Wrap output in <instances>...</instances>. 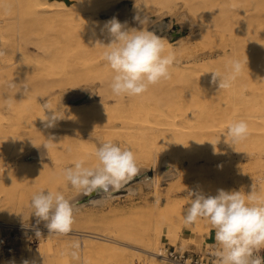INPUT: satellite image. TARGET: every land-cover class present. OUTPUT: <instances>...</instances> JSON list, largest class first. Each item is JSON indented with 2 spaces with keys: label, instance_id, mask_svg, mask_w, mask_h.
Wrapping results in <instances>:
<instances>
[{
  "label": "bare ground",
  "instance_id": "1",
  "mask_svg": "<svg viewBox=\"0 0 264 264\" xmlns=\"http://www.w3.org/2000/svg\"><path fill=\"white\" fill-rule=\"evenodd\" d=\"M175 1L135 0L132 12L141 19L154 7L171 9ZM125 2L0 0V145L4 156L0 161L7 156L19 158L18 163H8L0 175V222L9 223L5 216L14 203L20 210L31 208L24 209L30 205L23 202L24 189L16 200L10 198L8 178L39 180V191H59L66 196L69 184L62 170L77 159L95 165L96 145L111 141L130 148L140 170L152 166L150 185L154 195L159 194L164 177L176 174L163 191L166 203L157 199L156 204L147 203L123 218L120 209H112L111 216L77 212L76 228L81 227L79 222L92 227L84 224L83 232L74 231L81 239L75 237L68 244L58 245L55 253L67 252L78 242L91 255H107L106 261L116 257L122 264H135L136 256L144 260L142 264H160L158 245L162 236L175 244L185 227V236L198 244L204 233L215 232L204 220L184 222L190 193L201 191L215 196L219 189L242 192L241 180L234 177L238 169L246 167L241 166L243 159H254L247 163H252L248 167L254 175L253 183L249 178L246 186L240 183L251 189L260 180L264 188V0H183L207 31L208 49L202 53L180 48L145 24L135 25L112 12L113 6ZM142 10L146 13L139 14ZM113 18L125 30L145 28L164 40L166 50L175 56L170 79L139 96L113 95L110 82L114 72L102 57L111 42L106 24ZM230 58L248 63L230 89L219 90V78L213 84L212 74L207 72L225 74ZM89 90L86 100L76 101ZM45 103L61 117L54 127H46L47 122L41 120ZM45 115L50 117L52 110H45ZM239 120L248 124L247 139L234 145L226 143L228 126ZM167 162L178 171L164 172L161 168ZM222 164L229 171L223 168L226 172H221ZM176 192L182 194L172 196ZM112 194L101 191L100 198ZM77 197L69 198L73 206L78 204ZM24 225L27 229L36 227L34 222ZM102 225L111 226L107 234L93 229L99 230ZM56 235H45L25 259L34 264L48 262ZM119 262L114 260V264Z\"/></svg>",
  "mask_w": 264,
  "mask_h": 264
},
{
  "label": "clouds",
  "instance_id": "2",
  "mask_svg": "<svg viewBox=\"0 0 264 264\" xmlns=\"http://www.w3.org/2000/svg\"><path fill=\"white\" fill-rule=\"evenodd\" d=\"M106 28L111 42L105 46L102 57L114 72L110 82L114 96H139L149 87L171 78L170 68L175 56L166 50L161 37L145 28L125 30L116 18L108 21ZM247 63V60L230 58L225 66V74L215 70L207 73L212 74L213 84L219 78V90H228ZM27 91L25 86L24 92ZM42 108L44 117L41 120L47 122L46 127H54L61 117L48 103ZM45 110H52V115H45ZM248 135L247 122L239 120L228 126L225 142L234 145L246 140ZM45 146L48 149V145ZM94 156L98 162L93 166H89L85 159H77L71 167L62 170L64 180L77 190L78 195H91L98 190L105 194L119 191L140 172L141 167L134 152L111 141H100L99 146L95 147ZM147 181L145 179L143 182ZM190 196L192 198L185 210L184 222L192 224L204 220L215 231L216 264H264V256L260 255L264 250V195L256 193L254 184L247 195L241 191L219 189L215 196L205 195L201 191H193ZM30 207L38 218L37 223L46 222L50 234L67 235L72 231L73 200L63 193L41 190L33 194ZM36 235L39 237L40 232L37 231ZM79 247L78 242L72 245L70 256L74 261L80 259ZM23 264L29 262L25 260Z\"/></svg>",
  "mask_w": 264,
  "mask_h": 264
},
{
  "label": "rangeland",
  "instance_id": "3",
  "mask_svg": "<svg viewBox=\"0 0 264 264\" xmlns=\"http://www.w3.org/2000/svg\"><path fill=\"white\" fill-rule=\"evenodd\" d=\"M126 1H130L132 3V7H133L135 0H126ZM131 12H132V8H131ZM132 13L134 15L137 14L135 12H132ZM140 13H146V11L142 10L141 12H139V14ZM151 16L154 17V21L162 19L164 17H167L168 18V28H173V26H177V28L172 29L174 32H173V35L171 37L167 36L166 34H159V35L166 36L168 39H170L172 42H174V44L176 46H178L180 48H186L187 50H195V52L198 51L197 53H202L203 51H205V52L207 51V49H208V48H206V46L208 45L207 31L204 28L201 20L196 18L192 14V12L185 5L183 0H176L171 9H166L164 11H160L158 8L154 7V11L147 12L145 14V16L140 19V24H138V25L145 24V27L148 29V26H149L148 25V17H151ZM144 20H146L147 22L141 23V21H144ZM135 25H137V24H135ZM205 32H206V34H205ZM219 55H220V57H222L223 53L220 52ZM90 94H91V91L89 90L86 93H84L83 95L79 96L76 101L77 102L84 101L87 99V97H89ZM44 100H46V99L44 98ZM0 148H1V151H0V160H1V158L4 157L2 154V151H3L2 145H0ZM7 158H8V156L4 159L5 161H0V175H1L2 171L4 170V167L6 165H8V163L9 164L10 163H14V164L18 163V159H19L18 157L9 156V158L8 159ZM263 158H264V156H263ZM243 160H244L243 161L244 163L241 166H243L245 164V166L247 168L246 167L244 169L242 168V170L238 169L236 174H235L237 177H234V179L239 178V181L241 180L240 181L241 183L244 182L243 185L246 186L247 185L246 183H248L249 179H250L249 182L253 183V175H254V174H252L253 170H251L252 167L251 168L248 167V166L252 165V163L249 165H247V163L250 162L251 160H252L251 162H253L254 159H251V160L243 159ZM245 160H247V161H245ZM224 166L222 164V168L220 169V171L226 172L225 171L226 169L229 171V169L226 166L225 167ZM142 167L143 168L140 170L137 177H135L134 180L130 182V184L125 185L119 191H116L114 194H112L110 196H104V197L100 198V196H93L92 194L91 195H82L80 198V202L78 204H76L75 206H73L74 207V217L77 215V212L87 214L88 211H92L95 215H99L97 213L100 212L101 215H104V213H105V216H106V214H109L107 216H111V213H109L110 211L111 212L113 210L117 211V209L119 211V209H120L121 214H123L121 216V218H123V217H126L128 215L129 211H132L133 209L140 208L147 203H150V204L155 203L156 204L157 199H159L161 204L162 203L165 204L166 203V197H165V192H163V191H165V188L167 187L168 181L170 179L171 180L174 179L176 177V174L173 176L164 177L161 180L159 194L154 195V191L150 185V179L152 178V175H153L152 166L148 165V166H142ZM161 169L164 172H169V171L175 172L176 170L178 171V169H172L170 167L169 162L164 164V166ZM254 169L257 170V172L259 170L257 168H254ZM8 179H10V182H11V184L9 185V187H10V198L11 199L16 200L19 197L20 192L22 193V191L24 189L23 194H26V195H24L25 199L23 200V202L24 203L27 202V204H30L29 202H30L33 194L39 192V186H40L39 180H34V179L19 180L17 177H13V176H11ZM13 179H14V181H13ZM145 179L148 180L146 183L143 182ZM246 179H247V181H246ZM231 180L232 179H230V181ZM261 180L264 181V174H263V177ZM230 181L228 180V182H230ZM240 182H239V184L241 185V187L243 189L242 190L243 193L244 192L248 193L251 191V189H249L248 187L247 188L244 187ZM262 183L263 182H261L260 180L257 181L256 183L254 182V184L256 185L255 191L257 194H260V195H262V193L264 194V188H262V186H261ZM68 189H69V193L65 196L66 198H71V197L78 194L77 190L73 189L70 185L68 186ZM133 192L135 193L134 195L131 194ZM178 193L180 195L182 194L181 192H178ZM178 193L176 192V194L174 193V194H172V196H179ZM93 201H98V202L94 203ZM27 207L29 208L30 205H27L26 207L24 206V209H27ZM32 211H33L32 208H29V210L28 209L27 210H20V209H18V205L14 203L11 207V212L6 214L5 220H8V222H10V223L12 222V223L20 224V226H22V229L19 232V235L22 238V240H21L22 245H21V248L15 254L9 255L6 257H0V263L5 262L7 260H15L14 264H23V262L26 260L25 258L27 256V254L29 253V251H31V252H32V250L34 251V249H35V247H37L38 243L43 241L44 236L49 233L48 229L45 226L46 222L41 221V222L37 223L38 218L35 217V215L32 213ZM101 211L103 212V214ZM140 221L141 220H139V222ZM32 222L36 223V227L34 229L25 228L24 223L29 224ZM79 223L81 224V227L84 224L86 226H88V228H89V226L92 227V225H93V224L90 225V223L86 224L85 222L84 223L79 222ZM123 223L125 224V222H123ZM145 223H143V224H145ZM96 225H97V223H96ZM98 226H99V224H98ZM76 227H77L76 225L72 226L73 232L71 231L67 235H60V236L56 235V237H55L56 240L54 239V241L57 244L55 242H52V250L54 249L52 251L53 253L48 258V262H45L43 264H84V263L85 264H101L100 259L101 260L104 259L102 261V264H114V260L116 263L120 261L116 257H115L116 259L114 257L113 258L109 257L112 260L109 259V261H106L105 258H107L106 257L107 255H103V254L100 255L99 254L100 252H92V255H91V252L85 250L82 245H80V248L78 250L79 251V257L81 258V259H79V261L72 260L70 253H69L70 251H72L71 246H69L70 248L68 247L69 252L67 251L64 253H59V255H58V253H55V247H57L58 245L64 244L65 242L68 244L71 241V239L73 240L75 237H78V240L81 239V238H79L80 237L79 235L74 233V231L79 232L81 230V227H80V225H78V228H76ZM77 229H79V230H77ZM93 229H95L97 232L103 231L104 234H107L108 233L107 231H109V229H111V226L110 225H102V227H98L99 230H97V227L93 226ZM37 231L40 232L39 237L36 235ZM92 231H94V230H92ZM80 232H83V231L81 230ZM179 235L180 236H178V239H177L175 244H181L183 247H186V246L192 247L194 245L195 247L200 248L201 245H203L205 243L215 244V246H217L216 241H215V232L204 233L202 235L204 239L202 238V241L198 244H196L195 241L193 242L192 240L188 239L187 236H185V235H188L185 227L182 228V230L179 232ZM30 239H33L34 244H27V242ZM64 239H67V240L64 241ZM164 243H169V242H167L166 238L164 236H162L158 246L162 247ZM160 247H158V248L160 249ZM81 248L84 249L86 252L84 250H82ZM83 251L85 252V254L82 253ZM96 253L99 254V255H97V258H95ZM22 254H24V255H22ZM56 254H57V256H56ZM89 259L91 260V262ZM26 261H28L29 264H34L30 259L29 260L27 259ZM138 261H140V263ZM143 261L137 259L136 256L134 257L135 264H142L141 262H143ZM120 262H119L120 264L123 263L122 260ZM124 264H127V263L125 262ZM160 264H161V260H160Z\"/></svg>",
  "mask_w": 264,
  "mask_h": 264
},
{
  "label": "built area",
  "instance_id": "4",
  "mask_svg": "<svg viewBox=\"0 0 264 264\" xmlns=\"http://www.w3.org/2000/svg\"><path fill=\"white\" fill-rule=\"evenodd\" d=\"M21 229L20 224L0 222V257L13 255L21 248ZM27 244H34L33 239ZM216 248L215 244L208 243L200 248L194 245L183 247L181 244L164 243L159 250L161 264H216ZM260 255L264 256V250Z\"/></svg>",
  "mask_w": 264,
  "mask_h": 264
},
{
  "label": "water",
  "instance_id": "5",
  "mask_svg": "<svg viewBox=\"0 0 264 264\" xmlns=\"http://www.w3.org/2000/svg\"><path fill=\"white\" fill-rule=\"evenodd\" d=\"M132 3L130 1H126L125 3H119L112 7L113 13H118L121 18L129 19L131 22L135 24H140V16H136L131 13ZM148 28L153 30L156 34H166L171 37L173 35V30L177 28V26H173V28H168V18L164 17L162 19L154 21V17H148ZM116 192V191H115ZM115 192H112L113 194ZM83 194H79L77 197V203L80 202V198ZM93 196H100L101 191L98 190L92 193Z\"/></svg>",
  "mask_w": 264,
  "mask_h": 264
},
{
  "label": "crops",
  "instance_id": "6",
  "mask_svg": "<svg viewBox=\"0 0 264 264\" xmlns=\"http://www.w3.org/2000/svg\"><path fill=\"white\" fill-rule=\"evenodd\" d=\"M211 233V232H210Z\"/></svg>",
  "mask_w": 264,
  "mask_h": 264
}]
</instances>
